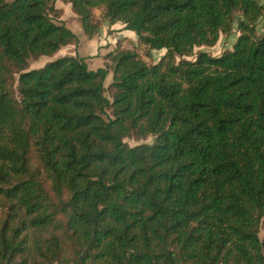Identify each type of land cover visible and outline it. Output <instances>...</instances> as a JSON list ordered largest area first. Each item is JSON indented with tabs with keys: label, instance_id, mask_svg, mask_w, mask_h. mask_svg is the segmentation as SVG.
I'll use <instances>...</instances> for the list:
<instances>
[{
	"label": "trees",
	"instance_id": "1",
	"mask_svg": "<svg viewBox=\"0 0 264 264\" xmlns=\"http://www.w3.org/2000/svg\"><path fill=\"white\" fill-rule=\"evenodd\" d=\"M68 2L140 45L28 70L78 38L56 0H0V264H264V4Z\"/></svg>",
	"mask_w": 264,
	"mask_h": 264
},
{
	"label": "rangeland",
	"instance_id": "2",
	"mask_svg": "<svg viewBox=\"0 0 264 264\" xmlns=\"http://www.w3.org/2000/svg\"><path fill=\"white\" fill-rule=\"evenodd\" d=\"M260 4H264V0H258ZM55 7L57 10L62 12L61 21L65 26L71 30L78 38V43L76 45H68L62 48L57 54L51 57H40L32 58L28 63V70L40 69L50 63L51 61L65 58V57H77L83 59L87 65L89 71H96L105 65V56L115 50L117 47L120 49H131L138 47L140 45L137 37L134 33L129 31H124V26L120 23L115 25H109L105 23L99 33L93 38L88 39L84 34L79 25L78 19L72 12L71 5L68 0H56ZM94 17L98 19L100 17V12L98 10L94 11ZM240 20L239 14H235V20L233 23V30L230 35H220L218 42L213 47H201L195 48L194 54L190 58H186L189 61H193L195 56L199 52H207L212 57H219L224 52L230 51L233 44L239 36L237 31V22ZM264 21H260L258 25V34H264ZM143 56L144 50L140 51ZM165 50L153 51L150 57L143 58L150 64H155L164 56ZM111 83V74L107 77L105 81V88H107ZM14 92L17 93V83L14 84ZM124 142L130 147L151 144L153 142L152 138L147 137L143 139L129 138L125 139ZM264 237V228L260 233V238Z\"/></svg>",
	"mask_w": 264,
	"mask_h": 264
},
{
	"label": "crops",
	"instance_id": "3",
	"mask_svg": "<svg viewBox=\"0 0 264 264\" xmlns=\"http://www.w3.org/2000/svg\"><path fill=\"white\" fill-rule=\"evenodd\" d=\"M132 33V32H131Z\"/></svg>",
	"mask_w": 264,
	"mask_h": 264
}]
</instances>
